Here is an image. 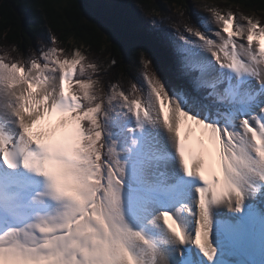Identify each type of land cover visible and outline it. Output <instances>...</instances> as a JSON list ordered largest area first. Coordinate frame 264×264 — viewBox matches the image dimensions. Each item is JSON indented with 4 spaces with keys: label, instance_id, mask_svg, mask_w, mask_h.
Segmentation results:
<instances>
[{
    "label": "snow or ice",
    "instance_id": "snow-or-ice-1",
    "mask_svg": "<svg viewBox=\"0 0 264 264\" xmlns=\"http://www.w3.org/2000/svg\"><path fill=\"white\" fill-rule=\"evenodd\" d=\"M41 7L50 44L0 56V264H264V22L173 5V33L153 11L167 71L137 44L125 83L111 41L89 40L99 29L75 22L66 46Z\"/></svg>",
    "mask_w": 264,
    "mask_h": 264
},
{
    "label": "trees",
    "instance_id": "trees-1",
    "mask_svg": "<svg viewBox=\"0 0 264 264\" xmlns=\"http://www.w3.org/2000/svg\"><path fill=\"white\" fill-rule=\"evenodd\" d=\"M150 0H0V53L19 45L25 55L39 53L50 44L53 29L41 5H51V11L59 17L55 32L71 45V27L75 22L83 28L94 25L99 29L89 40L93 47L104 48L111 41L110 50L119 54L116 59L121 63L120 72H127L124 78L135 81L140 77L138 64L133 51L134 45H143L154 53V62L161 71H167L168 62L159 38L142 23V13L152 14L160 11L167 15L173 5H182L189 0L161 1L158 8ZM224 6H233L246 14H256L264 22V0H218ZM82 17V19H80ZM87 21V23H85ZM171 24H175L174 22ZM0 54V56H1ZM137 72V73H136ZM138 75V77H137ZM170 79L171 73H168ZM109 77L106 83H115Z\"/></svg>",
    "mask_w": 264,
    "mask_h": 264
},
{
    "label": "rangeland",
    "instance_id": "rangeland-1",
    "mask_svg": "<svg viewBox=\"0 0 264 264\" xmlns=\"http://www.w3.org/2000/svg\"><path fill=\"white\" fill-rule=\"evenodd\" d=\"M152 1H155L157 6H158V8H160V6H162V4H161L162 2L161 1H167V0H150L148 5H152ZM184 4L185 3H182V5H184ZM186 4L189 6V13H188L189 16H191V13L194 11V12L200 14L201 16L208 17L210 14L200 7V5H202V4L215 5V6L220 7V8L231 7L234 12H241L243 14H246V13L242 12L240 9L235 8L233 6H224V3L219 2L218 0H189ZM177 6H180V5H177ZM157 11H158V13H162L165 18L171 19L172 23L173 22L174 23L178 22V17H176V8L170 9V12L167 15L164 14V11L161 8H160V11L159 10H157ZM246 15H250V16H253L255 18L260 19L258 17V15H256V14H246ZM141 17H142L143 25L145 27L149 28V29L151 27L150 24H149L150 20H152V19H160V15H156L154 17L152 14H146V13H142ZM164 27L167 28L170 32H173V33L175 32L173 24H166V25H164ZM207 27H208V30H209V34L214 36V31L216 30V26L209 22V23H207ZM260 42L264 43V39H262ZM253 43L254 44L256 43L255 38H254V42ZM10 50L11 49H7V51H10ZM5 52L6 51H3L4 54H5ZM33 53H35V52H33ZM12 55H15V54L13 53ZM1 56H3V55L1 54ZM27 56H28V54L25 55V58ZM137 77H138V75H137ZM0 111H2V110H0ZM166 111H167V109H166ZM10 123H11V120L7 124L9 125ZM192 125H193L195 131H197V132H199V134L203 135L202 137L205 140L204 143L206 145H207V143H210L212 145L209 137L207 135H205L204 130L199 125H196L193 122H192ZM161 137L163 139H165L166 138V133L161 132Z\"/></svg>",
    "mask_w": 264,
    "mask_h": 264
},
{
    "label": "bare ground",
    "instance_id": "bare-ground-1",
    "mask_svg": "<svg viewBox=\"0 0 264 264\" xmlns=\"http://www.w3.org/2000/svg\"><path fill=\"white\" fill-rule=\"evenodd\" d=\"M10 118L6 119V124L10 121ZM7 126L11 129L13 128L12 123H10L9 125L7 124ZM188 128H191L193 130V135L191 137V139H188L187 142L191 145L192 148H194L196 151H200V144L199 141L200 140H204V138L202 137L203 135L199 134V132L195 131L192 122L191 121H187L184 128L182 129V134H184L187 137V131ZM165 136V135H164ZM166 141V138L164 139ZM205 144V143H204ZM205 149L208 151L209 156H208V164L209 167L212 169H215L217 172L219 171V164H218V154H217V149L214 145H211L210 143H207V145L205 144ZM55 206H52L50 208V213L54 214L55 213ZM28 219H30V217H26L24 213H19L17 214L15 217H9L6 213V220H11L12 223H14L16 226H21L25 223H27Z\"/></svg>",
    "mask_w": 264,
    "mask_h": 264
}]
</instances>
